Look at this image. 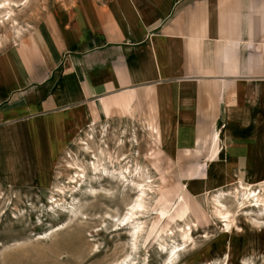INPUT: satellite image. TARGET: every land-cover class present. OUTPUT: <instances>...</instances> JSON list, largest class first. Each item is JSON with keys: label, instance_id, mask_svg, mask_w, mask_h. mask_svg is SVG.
I'll return each instance as SVG.
<instances>
[{"label": "crops", "instance_id": "1", "mask_svg": "<svg viewBox=\"0 0 264 264\" xmlns=\"http://www.w3.org/2000/svg\"><path fill=\"white\" fill-rule=\"evenodd\" d=\"M32 27L0 51L4 184L48 185L98 118L144 115L162 134L199 123L240 134L258 121L264 0H49Z\"/></svg>", "mask_w": 264, "mask_h": 264}, {"label": "rangeland", "instance_id": "2", "mask_svg": "<svg viewBox=\"0 0 264 264\" xmlns=\"http://www.w3.org/2000/svg\"><path fill=\"white\" fill-rule=\"evenodd\" d=\"M11 1L14 23L0 10V51L28 38L49 0ZM262 106L258 121L240 134H225L232 127L226 123L191 124L189 130L181 124L162 134L144 115L93 120L69 141L48 185L0 182V264H264V210L244 199L245 193L264 194V101ZM87 140L93 151H110L121 165L134 171L138 164L152 177L158 193L148 190L147 209L129 223L124 219L139 194L135 183L143 178L88 177L82 188L69 184L71 156L85 165L92 161L82 145ZM57 187L69 188L58 194ZM217 198L234 215L231 230L214 215ZM138 222L144 229L135 241ZM188 225L192 240L185 243Z\"/></svg>", "mask_w": 264, "mask_h": 264}, {"label": "bare ground", "instance_id": "3", "mask_svg": "<svg viewBox=\"0 0 264 264\" xmlns=\"http://www.w3.org/2000/svg\"><path fill=\"white\" fill-rule=\"evenodd\" d=\"M28 1L29 0H26L25 5H27ZM13 5H15L13 1L4 0L0 4V10H2L1 13H6V15L8 16V21H11L14 23L15 18L13 17V15L15 14V11L13 10V7H14ZM15 35H17V37L20 38L21 31L16 30ZM82 145L84 146L83 149L86 150L87 153H90L91 155H93L92 161L88 165H85V164L80 163L78 158L71 156V161L68 162V166H69V169L72 171L73 174L69 178V180H70L69 184H72V185L74 184L76 187L82 188V185L87 182L88 177H90L91 180H95V181H99L101 179H106V180H112L115 182L116 181L120 182L122 180L127 181V174L131 175V176L136 175L137 177L143 178V181L135 183V186L139 190V194H138L137 199L135 200V203L133 204L132 208L130 209V212L125 217V219L124 218L123 219H124V221H127L129 223V221H132L134 219L138 210L141 211L143 209H147L146 208L147 203H146L145 195L147 194L148 190L153 191L154 193L155 192L158 193V192H157L156 188L153 187V182L151 180L152 177H149V176L145 177L144 176L146 174V172H145L143 167L136 164L135 170L131 171L130 167L121 165L123 161H121L120 157H118V156L115 157L110 151H105L104 149H100L101 151L99 153H97V152L92 150L91 146L88 143V140L83 142ZM106 160L109 161V163L112 165V167L116 163L120 164V168L114 169V170L109 169L105 163ZM88 170H91L92 175L88 176ZM76 187H74L72 189H76ZM67 188H69V187H64V188L57 187L58 194L59 193L64 194L65 190H67ZM96 192H97L96 189L91 187L89 195L91 197H93V196H95ZM53 198L54 197H52V199ZM245 198L247 200H249L250 198L254 199V202H256L257 205H261L263 207L262 209L264 210V194H263V196H261L260 194L257 195L256 192H249V193L244 194V199ZM60 201L56 200L55 203L58 204ZM249 202H250V200H249ZM215 203L216 204H214L215 205L214 206V215L222 218L224 220V222L226 223V229L231 230L233 227V224L235 222V218H234L232 211L226 205H224L222 203V201H220L218 198L215 199ZM75 215H77V214H75ZM143 224L144 223H139V222L133 223V228H134L133 237L135 238V241L137 240L138 234L141 233L140 231H142ZM182 237H183L185 243L192 240L191 227L190 226H189L188 230L183 231ZM134 244L136 247V243H134ZM172 255H173V253H171V255L169 256V258H168L169 260L171 258H173V257H171Z\"/></svg>", "mask_w": 264, "mask_h": 264}]
</instances>
